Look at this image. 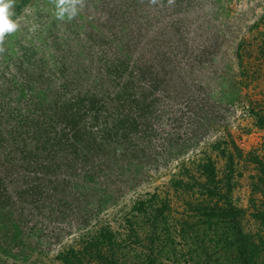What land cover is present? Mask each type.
I'll return each mask as SVG.
<instances>
[{
	"label": "trees",
	"instance_id": "16d2710c",
	"mask_svg": "<svg viewBox=\"0 0 264 264\" xmlns=\"http://www.w3.org/2000/svg\"><path fill=\"white\" fill-rule=\"evenodd\" d=\"M235 1L256 0H4L1 263L264 264V7L206 75L177 15ZM232 128L261 136L247 149ZM64 221L76 235L47 259Z\"/></svg>",
	"mask_w": 264,
	"mask_h": 264
},
{
	"label": "rangeland",
	"instance_id": "374dc122",
	"mask_svg": "<svg viewBox=\"0 0 264 264\" xmlns=\"http://www.w3.org/2000/svg\"><path fill=\"white\" fill-rule=\"evenodd\" d=\"M200 1V0H199ZM264 7V0H256L253 3H246V1H235L231 5L230 14L228 17L219 16L217 20L215 19L212 12H210L209 5L203 2L202 5L196 6L193 9L186 12L185 10H180L177 14L179 17L186 16V25L190 27L189 34V43L192 47H197V49L202 50V46L206 47V50H202V58L205 59V63L208 64L207 71H203V75L209 73V71H214L218 67L221 66L223 61H226L230 58V54L232 48L235 46V43L238 39L242 37H248L243 35L246 27L252 25L257 22L259 17L262 15ZM221 23L226 24L231 28L228 32L231 35L220 36L219 30L221 28ZM237 29V30H236ZM227 30V29H226ZM236 30V31H235ZM258 31H264V26L262 24L258 25ZM233 32V33H232ZM205 65V64H204ZM202 63L200 62H192L190 68L195 72L193 74L194 79H198L199 77H203L201 74ZM247 121H244L242 124H247ZM247 127H249L247 125ZM232 132H234L239 140L243 143L245 148H250L252 145H255L259 141L260 133H251L250 135L241 134L240 131L232 128ZM175 164L171 162L168 164L167 169L163 167H159L157 171L152 172L151 179H147L142 183L138 184L133 189L127 191L125 196L120 199L118 206H116L111 212H109L106 216L112 217L119 208L128 204L130 198H134L138 195H143L148 192H153L156 189H160L164 185H167L168 181L171 178V173L173 171ZM105 216V217H106ZM104 217V218H105ZM109 220V218H107ZM62 225H66V232L63 236L58 238V241L51 246V250L47 255V259H54L57 252L69 244H71L72 239L76 235L75 229L77 228L76 221H64ZM33 246V245H32ZM34 248V250L39 247ZM46 251V249H45ZM37 255L33 254L30 258V261L36 260ZM44 264H58L56 261L50 263L43 259ZM0 264H21L14 260H8L6 262H0ZM29 264V263H24Z\"/></svg>",
	"mask_w": 264,
	"mask_h": 264
},
{
	"label": "clouds",
	"instance_id": "9594fccd",
	"mask_svg": "<svg viewBox=\"0 0 264 264\" xmlns=\"http://www.w3.org/2000/svg\"><path fill=\"white\" fill-rule=\"evenodd\" d=\"M11 7V3H5L4 0H0V35L5 31H12L16 25L11 22L7 17L11 15L8 9Z\"/></svg>",
	"mask_w": 264,
	"mask_h": 264
}]
</instances>
